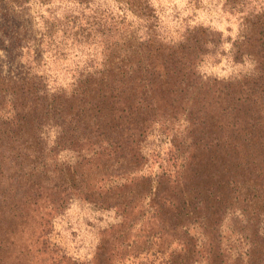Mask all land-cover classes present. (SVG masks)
I'll return each instance as SVG.
<instances>
[{
	"label": "trees",
	"instance_id": "trees-1",
	"mask_svg": "<svg viewBox=\"0 0 264 264\" xmlns=\"http://www.w3.org/2000/svg\"><path fill=\"white\" fill-rule=\"evenodd\" d=\"M117 1L142 27L105 11L88 18L72 39L100 55L85 59L67 87L51 86L36 58L0 74L1 243L32 220L45 226L77 197L122 217L104 230L93 264L139 254L151 256L147 264H264V0L259 9L226 0L242 20L232 58L254 64L238 81L199 72L223 53L222 33L198 27L172 42L150 0ZM179 116L184 133L172 125ZM155 129L172 131L175 169L146 174L143 143ZM231 220L235 242L225 233Z\"/></svg>",
	"mask_w": 264,
	"mask_h": 264
},
{
	"label": "rangeland",
	"instance_id": "rangeland-1",
	"mask_svg": "<svg viewBox=\"0 0 264 264\" xmlns=\"http://www.w3.org/2000/svg\"><path fill=\"white\" fill-rule=\"evenodd\" d=\"M254 2L259 9L260 0ZM150 3L157 15L158 30L167 40L180 42L187 30L198 27L208 29L209 34H223L226 39L220 47L223 53L206 57L199 67L204 77L231 81L251 77L253 62L250 59L236 62L231 55L232 44L241 33L242 20L241 14L227 8L226 0H150ZM102 11L117 20H131L135 27L143 25L141 19L129 13L117 0H95L87 8L68 0L49 3L32 0L22 8L0 0V74L17 71L28 58H36L40 60L37 72L46 75L51 86L67 87L73 74L84 66L85 59L100 55V47L84 46L72 38L76 30L85 26L88 18ZM48 39L53 40L49 44L51 48L46 43ZM57 46L66 49L61 57L55 58L50 50ZM183 121L181 116L174 120L172 125L177 132H185ZM50 138L49 141L53 142L54 136ZM143 152L148 158L144 168L146 174L175 169L172 165V131L161 133L155 129L143 143ZM60 157L69 158V154L65 152ZM9 172L10 169L4 171V176ZM121 220L116 210L99 208L74 197L45 226H36L32 220L23 229L8 233L7 247L6 241L1 243L0 237V264H93L100 241L110 232L104 230ZM230 224L225 233L230 241L235 242L237 235L231 232L232 220ZM140 234L143 240L144 231ZM237 240V244H243V240ZM127 257L118 264L151 262V256L145 257L144 254Z\"/></svg>",
	"mask_w": 264,
	"mask_h": 264
}]
</instances>
